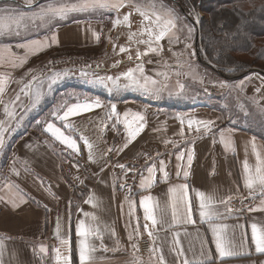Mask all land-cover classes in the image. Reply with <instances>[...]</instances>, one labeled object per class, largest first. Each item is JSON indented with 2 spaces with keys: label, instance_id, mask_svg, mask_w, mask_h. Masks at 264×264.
I'll use <instances>...</instances> for the list:
<instances>
[{
  "label": "crops",
  "instance_id": "0c3cea01",
  "mask_svg": "<svg viewBox=\"0 0 264 264\" xmlns=\"http://www.w3.org/2000/svg\"><path fill=\"white\" fill-rule=\"evenodd\" d=\"M94 24L88 31L80 28V31L88 33L89 41L83 45L89 46L90 41L102 42L108 36L109 29L106 26L103 30ZM129 29L136 32L132 27ZM145 34L148 35L141 37L149 40V32ZM69 35L55 30L47 35L38 33L18 39L0 40V80L3 81V91H0V120L6 121L5 128L11 126V131L5 133L4 145L0 147V253L3 264H63V260L57 261L55 249H59L62 256H70L71 264H80L77 247L79 237L75 234V226L80 220L93 228H99L102 243L108 249L103 250L101 239L91 237L90 243L96 248L93 264H129L133 256L138 257L141 264H159L157 255L153 252L157 247L164 254L166 264H179L175 253L169 250L174 232L180 233L181 246L189 260L201 259L200 254L205 251L211 253L215 264H264V253L256 251L251 238L252 223L264 230V211H247L249 207H259L260 198L258 195L255 199L249 197V190L244 186L243 168L246 160L253 173L255 172L257 152L264 160V134L237 127L228 108L230 85L234 81L253 82L252 87L250 83L245 89L239 90V93L255 96L257 102L260 101L264 106V73L254 70L235 77H224L219 73L198 74V71L203 70L200 65L208 64L202 60H183L185 54L179 46L177 48L173 45L175 42L169 44V52L174 49L175 56L181 55L179 57L182 60H155L157 53L149 51L147 47L138 51L143 60H135L137 58L134 51L138 46L134 48L133 44L130 45L128 40L132 42L133 38L126 36L125 40L115 44V50L112 51L111 59L119 56V60H109L108 66L105 64L96 68L79 65L61 67L60 73L67 72V76L58 82L73 79L85 85L96 78L111 77L118 78V88H124V85L130 83L127 74L133 69L131 75L141 83H144L145 78L149 82L155 81L154 87L162 89L160 94L146 93L137 87H126L130 91L120 101L115 97L110 101L107 95L105 100L102 95L101 108L70 117L64 122L55 120L50 115L45 119V111H40L43 99L32 108L31 93L41 90L39 81L44 80L47 75H53L60 67L49 65L57 67L46 71L47 66H43L44 54L59 46L61 40L68 39ZM33 40L43 43L39 46L20 47ZM136 40L137 45L140 41ZM162 40L168 41L169 37ZM160 46V55L166 58L167 50L163 49L162 43ZM122 47L125 51H121ZM5 48H10L11 52L3 51ZM14 64L20 66L14 67ZM70 69L92 73L72 74ZM137 69L141 74L134 73ZM112 70L115 72H111ZM33 76L37 77L36 81L32 80ZM29 81H32L31 90L25 88ZM181 85L184 86L183 93L177 94ZM149 87L153 85L149 83ZM21 88L25 89L24 92L20 91ZM105 88L106 93L112 90L111 81H107ZM257 89L260 91L257 92ZM17 95L19 99L16 98ZM95 97L76 98L66 104L92 102ZM214 97L221 99L213 101ZM163 98L166 101L161 106L159 102ZM113 104L116 105L119 119L101 124V118L110 111ZM5 106L14 111L15 118L5 113ZM62 113L63 109L60 114ZM125 113L129 114V119L136 114L143 116L144 129L123 152H109L110 148H120L127 139ZM190 120L193 122L191 129L188 127ZM209 120L215 122L211 134L205 133L202 126L196 124L197 121ZM48 122L54 123L66 136L76 140L78 154H74L66 145L44 131ZM82 137H86L93 145L91 150L84 144ZM90 151L92 160H89ZM179 151L192 152L190 169L186 161L176 160L175 156ZM158 153L160 155L157 158ZM149 157L156 158L157 165L159 160H163L169 175L165 179L157 169L152 186L142 189L141 176H148L146 164L151 166L152 163ZM178 163H183L184 170L189 171L187 177L182 172L177 175ZM118 164L134 166L137 171L125 176L116 166ZM125 180L131 186L128 189L119 187ZM181 184L188 185L187 196L192 203V219L196 222L178 223L172 228L165 225L164 230H159L160 225H157V229L153 230L158 232L154 244L143 227L145 221L139 204L140 198L150 195L156 205L158 220L163 212L171 224L172 197L179 195V192L170 193L169 189ZM73 186L78 188L77 193L81 197L74 213ZM198 191L204 192L206 196L213 195L216 209L221 214L225 213V208L219 201L232 197L229 205L233 209L232 217L215 222L229 225L225 233L226 241L235 245V251L244 254L223 260L218 258L209 225L199 218ZM89 199H92V203L87 202ZM131 201H135V205L133 215L129 217V212L132 211ZM85 213L93 214L95 219L85 216ZM58 218L61 224L59 237L56 234ZM137 218L140 221L139 237L134 232ZM129 222L131 226L126 227ZM147 223L151 229V223ZM235 225L243 226V235ZM113 230L115 235L112 234ZM130 232L134 236L132 241L128 239ZM143 236H148L152 243L146 256H140L137 250L134 252L132 249V244L137 245ZM61 239L70 240V245H62ZM117 241L118 250L114 251ZM41 245L47 249L46 252H40Z\"/></svg>",
  "mask_w": 264,
  "mask_h": 264
},
{
  "label": "snow or ice",
  "instance_id": "6c2138e0",
  "mask_svg": "<svg viewBox=\"0 0 264 264\" xmlns=\"http://www.w3.org/2000/svg\"><path fill=\"white\" fill-rule=\"evenodd\" d=\"M29 3H31V0H28ZM56 4H59L57 7ZM124 6V0H115V2H110V0H77L76 3L73 4H67L63 3L62 0H52L49 4H47L44 7H41L38 12H34L31 15L25 14V13H15L13 14L11 10L5 8L0 9V36H8V35H20V28H23L25 30H28L30 27H44L49 22L54 20L56 17H64L67 16L71 12H86L90 9H97V8H112V9H119L120 7ZM151 7L155 8L156 5L152 4ZM139 11V8H137ZM235 11H239V9H234ZM153 15H155V24L157 28L159 29L158 34H154L151 29H149V35H154L155 41L159 42L162 39H164L165 36L169 37V43L178 42V38L174 37L173 30H180L177 28V21L178 17H175L174 14L171 12V10H163V6L161 5V11L160 12H154ZM167 17V18H165ZM146 19H151V17L145 16ZM124 21H128V16L126 15L124 17ZM120 23L119 19L113 21V25ZM13 27H15L17 30L13 31ZM191 32V29H189V33ZM142 43H146L149 45V51H156V48L151 47L153 41L151 39L147 41H140ZM42 41H30L27 44L20 45V47H29V45L39 46L42 44ZM3 51L11 52L10 48H5ZM121 51H125V49L122 47ZM140 54L138 53V56ZM14 67H18L20 65L14 64ZM65 76H67V72L61 74V73H54L51 76H48L46 78L47 88L51 89V87L58 82V80L63 79ZM128 79L130 83L124 85V87H137L146 93H151L154 95H159L162 89L154 87L155 81L149 82L147 78H145L144 83H141L138 79L133 77L131 75V71L127 74ZM33 81L37 80V77L33 76ZM107 81H111L113 88H118V78H111V77H103V78H97L95 80H92V83L101 84L104 86H107ZM39 83L41 86L45 83V80H40ZM149 83L153 85V87H149ZM243 83V82H242ZM31 84L32 81H29L27 85H25V88H28L31 90ZM184 86H180V92L177 94L183 93ZM24 88H21L20 91L24 92ZM0 91H3V81L0 80ZM257 92L260 91V89L256 90ZM43 91L37 90L35 92L31 93V100L30 104L32 108H35L43 98ZM19 99V95L16 97ZM255 102V101H253ZM103 105L101 104V101L99 99H95L92 102H85V103H73L70 105H67L66 102L62 103L58 106L56 110H53L50 113L51 118H54L55 120H58L60 122L67 121L70 117H75L77 115H82L84 113H87L94 108H101ZM241 110H243L244 106L241 105ZM61 109H63L62 115L60 114ZM5 113L11 117L15 118L14 111H10L7 106L4 108ZM262 112H264V109H261ZM119 119V114L117 113L116 105L113 104L110 106V111L106 112L104 117L101 118L100 123L104 124L105 121H116ZM6 121L0 120V147H2L5 143V133L11 131V126L5 128L4 124ZM183 123V121H181ZM193 122L190 120L188 122L189 129L192 128ZM196 124L198 126H202L203 131L205 133L211 134L213 131V128L215 126L214 121H197ZM124 125L127 128V139L123 143V145L120 148H110L108 149L109 152L115 151L118 154L120 152H123L124 149L128 147V144L135 140L136 137L143 131L144 129V117L136 114L133 115L131 119H129V114H124ZM200 128H197V131H199ZM44 131L46 133H50L57 141H60L68 149H71L74 154L79 153V146L75 139L71 138L70 136H66L59 127H56V125L52 122H48L46 124V127L44 128ZM182 134V133H181ZM84 144L87 146L89 150L92 149L93 145L89 142V140L86 137H82ZM223 139V138H222ZM255 143L253 142V150L255 151ZM159 153L157 154V158L159 157ZM257 164L255 167V172L253 173L251 167L248 165L247 161L245 160L243 168H244V186L249 190V197L250 198H257V195L260 198V205L259 207H249L247 211L254 212V211H264V160L261 159L260 154L257 152ZM176 160L178 162H184L186 161L188 168L190 169L191 163L193 161V154L191 151L185 152V151H179L176 156ZM93 157L91 155V151L89 152V160H92ZM156 158L149 157V161H151V166H147L146 169L148 172V176L144 177L141 176V184L140 188L146 189L152 186V183L156 179V172L157 169H159L160 172H162L163 177L165 179L168 178V172L166 169V164L163 160H159V164L155 162ZM78 164V162H77ZM119 167V169L127 176L128 173L135 174L137 169L134 166H128L125 164H118L116 165ZM101 171H103V168H101ZM183 173L184 177H187L189 175L188 170H184V164L178 163L177 164V175L179 176ZM120 188L128 189L131 186L127 184L126 180L123 183L119 184ZM187 184H181L176 186L175 188H170V193H177L179 192V195H173L172 197V215H171V224L168 223L166 220L163 212L161 213L160 219L158 220L156 215V205L153 203V198L150 195H145L140 198L139 204L140 207L143 210V219L145 223L143 224V227L145 231L147 232L148 236L152 238L153 243L155 244L156 241V235L158 232H154L153 230L157 229V225H160L159 230H164V226L168 225V228H172L178 223H184V224H194L196 221L192 219V203L191 200L187 196ZM258 189V193H257ZM197 196L199 198V218L201 222H207L209 225V229L211 230L213 234V240L215 243V248L218 253V258L223 260L224 258L228 257H235L238 255H242L244 253L235 251V245H230V242L226 241L225 239V233L226 230L229 228V225L226 223H216L215 221H219L221 219H228L231 218L233 215V209L229 207L231 203L232 197L229 196L226 199H221L219 201L220 204H222L225 208V213L221 214L215 206L214 203V196L208 195L206 196L204 192H197ZM88 203H92V199H89L87 201ZM134 205L135 201H131L130 208L132 211L129 212V217H132L133 211H134ZM85 216H89L92 219H95L94 215L91 213H85ZM151 223V229L149 227V223ZM130 222L126 224V227H130ZM234 227L240 228L243 235V226L241 225H235ZM139 229H140V221L139 218H137V223L134 229L136 237H139ZM61 233V224L59 218L57 219V225H56V234L59 237ZM75 234L77 237H79L78 240V257L80 264H93V261L95 257L93 256V253L96 251V248L93 244L90 243V238L95 236L99 239H101V247L104 251H108L107 247L103 245L102 243V236L100 235L99 228H93L90 225H86L84 220H80L76 226H75ZM113 235H115L113 230ZM173 238L171 241L170 251L175 253L177 260L179 261V264H215V261L213 260V257L210 252H201V259L197 260H189L185 256V252L183 247L181 246L180 242V233L174 232ZM251 238L252 241L255 243L256 251L258 253H264V230H260L257 227L256 223L251 224ZM129 241H132L134 239L133 233H129L128 236ZM246 239V237H245ZM60 243L62 245H70V240L68 239H61ZM241 247H243V241L241 243ZM132 249L135 252L137 250V245L135 243L132 244ZM115 250H118V241H117V247ZM47 249L41 245L40 252L44 253ZM56 251V259L59 262L60 260H63V264H71L70 262V256H62L59 249H55ZM154 254L157 255L159 264H166L165 256L160 251L159 247L153 249ZM0 264H3L2 260V253H0ZM129 264H141V261L138 257L133 256L129 262Z\"/></svg>",
  "mask_w": 264,
  "mask_h": 264
},
{
  "label": "rangeland",
  "instance_id": "374dc122",
  "mask_svg": "<svg viewBox=\"0 0 264 264\" xmlns=\"http://www.w3.org/2000/svg\"><path fill=\"white\" fill-rule=\"evenodd\" d=\"M190 1V0H189ZM188 0H124V6L117 9L112 8H97L90 9L86 12H71L67 16L64 17H56L54 20L49 22L44 27H30L28 30L20 28V35H8V36H0V40L7 39H18L22 37H28L31 35L42 34L47 35L52 31H64L66 34L69 33L68 39L61 40L59 46L54 47L52 50L47 52L44 57L43 66H47L45 70H49L53 67L49 65H59V69L55 70L54 73H60L62 69L61 67H70L71 65H79L85 68H96L99 66H108L109 60H119V56L111 59L112 51L115 50V44L117 42H122L125 40L124 38H133L128 40V43L131 45L138 46L135 48L134 53L136 54L135 60H143L141 56H138V51H142L144 47L149 49V45H143L141 42L136 45L137 40L142 41L148 38H142V35L145 32H149V29L154 34H158L159 29L155 24V15L154 12L161 11V5L163 6V10H171L175 17H178L177 28L180 30H173L174 37L178 38V42L173 43L175 47L181 49V52L185 54V58L183 60H200L199 59V51L201 54L203 53V49L200 42V22L202 20H207L209 17L206 13L202 11V9H197L196 7L191 6ZM52 2V0H31V3L28 0H14V1H6L4 3H0V9H9L13 14L25 13L31 15L34 12H38L41 7L46 6ZM63 3L73 4L76 3L77 0H62ZM110 2H115V0H110ZM155 4L156 7L153 8L150 5ZM264 4V0H246L243 4L244 10H253L260 5ZM58 7L59 4H56ZM139 8V11L137 10ZM128 16V21H124V17ZM151 17V19H146L145 16ZM167 18V17H165ZM119 19L120 23L113 25V21ZM96 23V25L94 24ZM98 26V28L103 30L108 28V38H104L102 42L92 43L90 41V45H83L89 41L88 33H84L80 31V28H84L85 30H89L91 26ZM132 27V32L129 28ZM70 29V32L67 30ZM189 29L191 32L189 33ZM17 29L13 27V31ZM106 32V31H104ZM105 37V35H103ZM168 37V36H165ZM164 37V38H165ZM198 37V38H196ZM153 43L151 47L156 48L157 57L155 60H182L179 56H175V50L172 49L171 53L169 40L168 41H155L154 35H152L149 39H153ZM108 39V41H107ZM264 39H259V42ZM160 43H162L163 49L167 50L164 58L163 55H160ZM181 43L182 45H178ZM175 48V49H177ZM141 49V50H140ZM257 50L253 51V54H257ZM133 53V52H131ZM165 53V52H164ZM160 55V56H159ZM204 55V54H203ZM241 55L238 57V60L241 64H251L254 65L251 67L253 70H259L264 72V60L263 61H254L250 53L246 54H238ZM204 58V56H203ZM154 59V58H153ZM205 59V58H204ZM203 60V59H201ZM206 60V59H205ZM255 62V64H252ZM203 67L198 71V74H217L224 77L233 76L231 72L232 67L223 66V68L216 66H209L206 64L200 65ZM262 68V69H261ZM230 69V70H228ZM52 70V69H51ZM133 69H131L132 71ZM238 70V69H237ZM234 71V72H237ZM70 73L74 74H87L91 75V71H82L80 69H70ZM111 72H115L112 70ZM134 73L141 74L139 69L135 70ZM51 75H47L44 80L45 83L41 86V91H43V103L41 106V112L45 111L44 117H50V113L53 110H56L59 105L62 103H67L69 100H73L76 98L83 97H91L94 95L96 99L102 100L103 96L105 100L107 97L111 100L115 97L117 101L122 100L125 97L128 90L126 87L124 88H112V90H108L106 93V88L101 84H85L82 85L77 80H66L65 82H57L55 83L51 89L47 88L46 78ZM98 76V75H95ZM95 78V77H94ZM103 78V77H101ZM97 79V78H96ZM230 85V102H229V110L231 112L232 121L236 122L235 125L240 128H246L248 130H253L255 133L263 135L264 134V112L261 109H264V106L261 105L260 101L257 102V98L255 96L243 95V93H239V90L245 89V87L253 82L246 83H238L231 82ZM241 85V86H240ZM217 93V92H216ZM215 93V94H216ZM103 95V96H102ZM107 95V97H106ZM221 99V97H219ZM218 97H214L212 100H219ZM160 105L166 101L165 98L160 100ZM255 101V102H253ZM58 102V104H57ZM56 105L54 107V105ZM241 105L244 106L243 110H241ZM40 113V112H39ZM34 126V125H33Z\"/></svg>",
  "mask_w": 264,
  "mask_h": 264
},
{
  "label": "trees",
  "instance_id": "16d2710c",
  "mask_svg": "<svg viewBox=\"0 0 264 264\" xmlns=\"http://www.w3.org/2000/svg\"><path fill=\"white\" fill-rule=\"evenodd\" d=\"M6 1L14 0H0V3ZM245 1H189L191 6L202 9L209 16L207 20L200 22V42L203 53L199 51V59H203L202 61L209 66L232 67L230 73L234 77L254 71L251 69L254 65L241 64L238 61L240 60L238 57L241 56L238 54L250 53L254 61L264 60V40L259 42V39H264V4L253 10H244ZM234 9H239V11ZM257 49V54L254 55L253 51ZM236 70L237 72H234ZM73 190L72 212L74 213L81 197L77 193L78 188L73 186Z\"/></svg>",
  "mask_w": 264,
  "mask_h": 264
},
{
  "label": "built area",
  "instance_id": "2783aa9c",
  "mask_svg": "<svg viewBox=\"0 0 264 264\" xmlns=\"http://www.w3.org/2000/svg\"><path fill=\"white\" fill-rule=\"evenodd\" d=\"M2 212V208H0V213ZM152 243L148 236H143L137 242V253L140 256H146L147 253L151 250Z\"/></svg>",
  "mask_w": 264,
  "mask_h": 264
},
{
  "label": "water",
  "instance_id": "95a60500",
  "mask_svg": "<svg viewBox=\"0 0 264 264\" xmlns=\"http://www.w3.org/2000/svg\"><path fill=\"white\" fill-rule=\"evenodd\" d=\"M196 38H198V37H196Z\"/></svg>",
  "mask_w": 264,
  "mask_h": 264
}]
</instances>
